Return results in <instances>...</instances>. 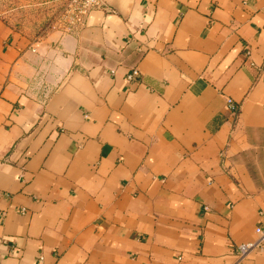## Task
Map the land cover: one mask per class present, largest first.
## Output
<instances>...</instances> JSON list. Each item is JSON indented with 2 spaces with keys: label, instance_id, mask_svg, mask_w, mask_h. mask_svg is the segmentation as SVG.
Segmentation results:
<instances>
[{
  "label": "crops",
  "instance_id": "obj_1",
  "mask_svg": "<svg viewBox=\"0 0 264 264\" xmlns=\"http://www.w3.org/2000/svg\"><path fill=\"white\" fill-rule=\"evenodd\" d=\"M101 3L0 20V264H264V0Z\"/></svg>",
  "mask_w": 264,
  "mask_h": 264
},
{
  "label": "rangeland",
  "instance_id": "obj_2",
  "mask_svg": "<svg viewBox=\"0 0 264 264\" xmlns=\"http://www.w3.org/2000/svg\"><path fill=\"white\" fill-rule=\"evenodd\" d=\"M69 0H0V20L20 34L44 36L67 25Z\"/></svg>",
  "mask_w": 264,
  "mask_h": 264
},
{
  "label": "built area",
  "instance_id": "obj_3",
  "mask_svg": "<svg viewBox=\"0 0 264 264\" xmlns=\"http://www.w3.org/2000/svg\"><path fill=\"white\" fill-rule=\"evenodd\" d=\"M103 8L101 0H69L67 9L65 10V16L68 20L67 25L62 29L65 34H70L80 23V20L87 16L92 11H98ZM138 74L137 71H133L128 80ZM226 108L229 113L235 115L237 113V105L231 99H225ZM24 209L20 210V213H24ZM259 238L248 244H241L235 248L236 256L239 260H242L250 253L264 248V226L260 229ZM40 260V259H39ZM37 264H41L37 261Z\"/></svg>",
  "mask_w": 264,
  "mask_h": 264
}]
</instances>
